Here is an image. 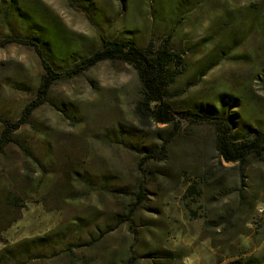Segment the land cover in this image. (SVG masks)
Here are the masks:
<instances>
[{
	"label": "rangeland",
	"instance_id": "rangeland-1",
	"mask_svg": "<svg viewBox=\"0 0 264 264\" xmlns=\"http://www.w3.org/2000/svg\"><path fill=\"white\" fill-rule=\"evenodd\" d=\"M54 13L75 57L107 40L178 53L169 101L175 110L232 102L238 129L264 131V0H27ZM45 71L35 51L0 48V116L20 117ZM18 84L30 87L27 92ZM0 155V251L78 218L113 221L121 206L106 188L77 183L107 176L113 185L145 187L139 222L99 239L71 236L26 264H227L264 258V160L229 164L216 151L215 129L182 122L179 131L138 113L141 85L124 63L103 62L59 82ZM2 124L0 123V133ZM138 137L169 155L148 160L120 144ZM175 137V138H174ZM147 164V165H146ZM196 185V192L191 191ZM199 184V185H198ZM143 227V232L134 230ZM72 243V244H71ZM168 247L172 260L158 259ZM171 247V248H170ZM157 261V262H156ZM164 261V262H163Z\"/></svg>",
	"mask_w": 264,
	"mask_h": 264
},
{
	"label": "trees",
	"instance_id": "trees-1",
	"mask_svg": "<svg viewBox=\"0 0 264 264\" xmlns=\"http://www.w3.org/2000/svg\"><path fill=\"white\" fill-rule=\"evenodd\" d=\"M12 44L33 49L45 74L36 88L35 97L25 106L17 120L0 116V155H5L11 144L29 152L17 137V133L29 123L41 106L50 104L56 107L50 100V95L57 83L72 81L84 76L99 64L110 61L127 64L137 71L141 85L138 113L153 119L159 125H172L175 131H179L177 127L182 122L189 123L192 127H213L216 133V151L229 164L239 163L245 166L252 161L264 160V131L238 129V115L229 110L232 102L227 99L221 98L220 105L207 103L196 105L193 109H174L169 101V89L176 76L173 64L180 63L181 57L166 44L154 50L152 46L141 48L131 40H107L101 49L90 55L75 57L71 43L66 40V29L54 13L27 0H0V48ZM16 89L27 92L30 87L18 84ZM120 138L121 145L138 151L146 163L148 160L168 156L174 142L169 140L170 137L165 138L158 149L153 145H140L138 137ZM75 173L82 175L77 179V183L84 189L94 192L97 186L106 188L109 196L121 206L120 213L113 221L104 223L102 229L97 223L101 218L90 216L75 219L69 225L45 235L20 241L0 251V264H26L41 259L42 252L46 249L63 244L71 236L81 237L79 234L84 232H88L90 239H93L95 235L92 231H95V234L100 231L101 239L123 224L132 228L138 225V213L146 206L145 187L113 185L112 179L107 176H95L91 183L84 173ZM191 191L196 192L195 184L192 185ZM134 230L141 233L143 227L138 226ZM155 252L156 258L161 255L158 259L163 260H172L174 253L168 247L156 248ZM227 264H264V258L257 261H232Z\"/></svg>",
	"mask_w": 264,
	"mask_h": 264
}]
</instances>
